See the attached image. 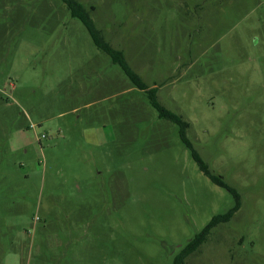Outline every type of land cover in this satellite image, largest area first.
<instances>
[{
  "label": "rangeland",
  "instance_id": "rangeland-1",
  "mask_svg": "<svg viewBox=\"0 0 264 264\" xmlns=\"http://www.w3.org/2000/svg\"><path fill=\"white\" fill-rule=\"evenodd\" d=\"M241 197L186 264H264V0H77ZM234 196L61 0H0V264H173Z\"/></svg>",
  "mask_w": 264,
  "mask_h": 264
},
{
  "label": "trees",
  "instance_id": "trees-1",
  "mask_svg": "<svg viewBox=\"0 0 264 264\" xmlns=\"http://www.w3.org/2000/svg\"><path fill=\"white\" fill-rule=\"evenodd\" d=\"M68 8V10L71 13V16L75 19H78L82 22V24L87 29L93 43L95 46L100 49L101 51L108 54L113 63L117 64L122 71L125 72V74L128 76L130 81L133 83L134 86L139 88L142 91H149L150 93V101L153 107H155L160 116L162 118H165L176 125L180 127V137L184 144L187 146V148L191 151L193 160L198 165L199 169L203 172L205 176H207L214 184L225 188L228 192H230L235 199V205L232 209L225 212L224 214L216 215L214 216L211 221L204 227V229L196 235L187 245L184 249L181 250L180 254L175 258L173 264H186V259L196 251H198L201 246L208 240L211 231L217 227L219 224L227 223L232 219L234 214L238 212V210L241 207V197L238 191L229 185H227L224 180L214 174L207 164L203 161L199 153L195 150L192 142L187 136V130L189 128V124L183 119L176 115L175 113L167 110L164 108L156 98L157 89H148V86L146 83L142 80V78L135 73L132 68L129 66L125 55L122 51L114 49L102 36V33L100 30L97 29L95 26V23L93 19L91 18V15L89 11L86 9V7L78 2L77 0H61Z\"/></svg>",
  "mask_w": 264,
  "mask_h": 264
}]
</instances>
